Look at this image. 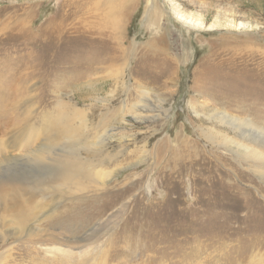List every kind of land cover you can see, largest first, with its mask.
Instances as JSON below:
<instances>
[{"label": "rangeland", "instance_id": "374dc122", "mask_svg": "<svg viewBox=\"0 0 264 264\" xmlns=\"http://www.w3.org/2000/svg\"><path fill=\"white\" fill-rule=\"evenodd\" d=\"M161 1L166 10L172 7L169 0ZM186 1H178L181 12L202 19L205 27L192 30L170 13L172 35L160 42L159 31L145 27V0L132 9L133 2L127 5L130 12L119 35L111 25L104 29L86 8H76L75 3L87 7V0H0V182L12 181L27 196L35 193L30 206L18 199L23 208L32 209L49 196L42 198L37 185L44 188L71 163V139L62 128H77L79 121L49 127L43 116L56 107L55 93L72 91L87 121L75 149L78 158L100 161L114 177L104 189L47 198L51 207L57 205L39 228L78 242L73 252L90 250L91 264H256L259 256L264 264V178L247 173L226 147L254 140L264 149V133L243 123L235 132L230 125L207 120L209 110L198 118L188 107L189 101L202 103L264 126V0ZM47 21L65 25L63 41L43 42ZM100 29L103 35L95 33ZM135 38L134 46L130 42ZM156 51H166L165 56L153 59ZM129 53L137 59L127 64ZM139 87L151 93L153 110L141 112L147 118L140 120L129 110L138 101ZM159 97H166L165 102ZM160 105L166 116L151 117ZM111 128L116 130L102 155L82 150L84 137L96 143ZM207 129L227 135L225 148L217 146L211 133L206 136ZM27 131L32 137L22 141ZM40 145V155H31ZM9 154L18 159L4 160ZM220 155L224 162L216 170ZM123 205L116 224L107 225ZM46 210H36L38 215H30L26 224L34 217L42 220ZM0 220H6L1 211ZM36 234L0 240L2 264H17L27 248H44Z\"/></svg>", "mask_w": 264, "mask_h": 264}, {"label": "bare ground", "instance_id": "6f19581e", "mask_svg": "<svg viewBox=\"0 0 264 264\" xmlns=\"http://www.w3.org/2000/svg\"><path fill=\"white\" fill-rule=\"evenodd\" d=\"M145 1H146V5L143 9L144 10L143 18L145 19V27H147L149 29V31L154 30L155 32H157L156 31V29H157L159 31L157 38L160 42H162L163 39L166 37L165 34L169 35L171 33V30L168 28V25H167L168 20H170V18H169L170 13L174 16V18L177 21L182 23V25L188 26L192 30L199 31L205 27L202 19L193 20V19H190L189 16L184 14V12L183 13L181 12V10L179 9V5H178L179 0H169L170 5L172 7H170V9H167V10H166V7L164 5V2H162L161 0H145ZM132 2H133V4H132L131 9L135 7L134 5L137 6V4H139V0H137V1H135V0H87V3H86L87 7L85 6V4L78 6L79 4L75 3V5H76L77 9L78 8L79 9L80 8H86L88 13L87 12H85V13H87L89 15L91 14L94 17L98 18L100 21H102L104 24V27H103L104 29H105L106 25H111L112 31L115 32V35H117V34L119 35L121 33L122 29L124 28V20H125L126 16L128 15V12H130V9L128 8L127 5L132 3ZM186 2L191 3V4L192 3L197 4V0H187ZM71 4H74V2ZM214 7H216V6H214ZM215 20H216V18H215ZM162 24L164 25V28H162ZM63 25H62V23H56V22L50 23L49 21H47L46 25H45V29H47V36L43 40V42L45 43L48 39H50L49 40L50 42H55V41L61 42V41H63L61 39V36H60V33H62V31L65 27V25L64 26ZM210 26H211L210 28H212L213 25H210ZM17 27H18V24H17ZM49 29H52L51 33H50V31H48ZM82 29H84V28H82ZM21 30L22 29H19V31H21ZM208 31H209V29H208ZM160 32H162V34H160ZM95 33L97 35L98 34L103 35V29L96 31ZM171 35H172V33H171ZM126 36H127V33L122 37V40L126 41ZM151 36H153V35L151 34ZM151 38L153 39L152 41H155V42L158 41L154 37H151ZM130 43L135 46L136 45V38L133 41H131ZM148 43H150V46L149 45L148 46L152 48V42L150 41ZM165 52L166 51H156V53L153 52V54L151 56H154L153 57V59H154L158 55H161V54L164 55ZM130 54L131 53H129L127 58H126L127 64L131 60H133V57L135 59H137V57H135L132 54L130 55ZM151 56H147V57L149 58ZM140 60L143 62L146 61V59H144V58H140ZM145 66H146V64L144 63V65L141 67H145ZM61 91L63 92V90H61ZM70 93H73V92L71 91ZM70 93L66 94V95H61V94L59 95V93H55L56 94L55 95L56 107L54 108V110L52 112H49L47 117L42 115L43 116V122L46 121V125H49V127H53V125L58 127L59 125L63 124V122L64 123H70L71 125H73V123H72L73 119L74 120L77 119L79 121V123L76 124L77 128H71L70 130L68 127L62 128L63 132L68 133V137L71 139L69 141V144H71V154H70L71 163L66 165L63 168L62 172L59 173L58 175H56L51 180V182L48 185H46L44 188L37 185L36 192H44V197H42V198H45V194H48L49 196L47 198L50 201L61 200L63 198L64 193L74 194L76 192H82L85 190H98V189H100L99 187L103 188L104 186H106L107 181L111 177H114V176H112V174L114 172H111L109 170L107 171L103 167L101 168V166H100L101 162L100 161H97L95 163L94 160L90 161V158H87L88 157L87 156L85 159H83L85 161L81 162L82 159L78 158L77 151L79 150V148L81 146V136L84 134V132H82V130L85 128L87 121H85L86 118L84 119V115L80 111V109H78L77 106L75 105V102L73 101ZM150 94L151 93L149 91L145 90L142 87H139V95L137 94V96H136L138 98V101L136 103L132 104V106L130 105V109H129L130 113L133 114L135 119L140 120V118H142V117L147 118V116L143 115L141 112L149 113L151 111L152 106H151V100L149 98ZM165 98L166 97H159V101L161 103H164L166 100ZM188 107L191 109L193 115L195 117H198V118H199V115L201 112H203L205 110H209L210 114L205 116L207 120H210V121L217 120L218 123L222 124V127H224L226 125H230L232 130H234L235 132L237 130H239L240 124L243 123L244 125L247 126L246 128L256 129L258 133H262V132L264 133V126H260V125L255 124V122L251 119L242 120V119H239L237 116H236L237 118L234 116H231V114L226 112L224 109L220 110L217 108L209 107L207 105H203L202 103L200 104V106H195V104H193L191 101L188 102ZM126 108H127V106L123 102L122 109L124 111H128V109H126ZM155 108H157V107H155ZM160 109H162L161 105H160V108L158 109L159 113H156L157 115H153L151 117H155V118L160 117L161 113L165 117L166 116L165 113L167 112V110L162 109V111H161ZM127 113H129V112H127ZM125 114L126 113H123V115L120 116L121 121H123V119L125 118ZM102 118H103V116H102ZM120 118H119V120H120ZM32 125H34V124H32ZM78 127H81V129H79ZM45 129H46V127H45ZM46 130H45V132H46ZM94 130H96V129H94ZM115 130H116L115 128H111L110 130L109 129L105 130L106 133L102 137L98 138V139H102V140L99 142H96V143H90L88 141V136L84 137L82 140V142H84V145H82V150L85 153H87L88 155H90L91 152H92V154L102 155V153L104 152V146H105L107 140L112 138L113 132ZM244 131L247 132L246 129ZM235 132H233V134H236ZM210 133L212 134L213 130L210 129V131H209V129H207L206 130V136H207V134L210 136L211 135ZM212 136H214L215 140L218 142L217 143L218 147L225 148L226 145H224L223 142H226V139L228 138L226 134H224L222 131H214V134H212ZM22 137L23 138H21V139L23 141L24 139H28V138L32 137V135L30 133L28 134V131H27L25 133V135H23ZM248 141L249 142L245 145H242V144L236 142V143H234V145L232 147L226 146L228 148L227 151H229L230 153H234L235 156L240 158V160H241L240 163H243V164H240V166H243L244 169L246 171H248L247 173L251 172V173L257 174L260 177L264 178V149L262 148L261 145L257 144L258 142L256 143V142H254V140L253 141L248 140ZM251 143H252V145H250ZM42 149H43V147L40 145V148L38 147L37 150L34 149V153L31 155H33V156L40 155L37 153L39 151H41ZM75 149L77 151H75ZM112 157H114V156H112ZM112 157H110V158H112ZM20 158H23V157H20ZM10 159H18V157H16L15 155L9 154L7 157H5L4 160H10ZM223 162H224V158L222 155L217 156L215 158V165L214 166H215L216 170L218 167L220 168V166ZM97 167H100V170H97ZM106 169H107V167H106ZM221 170H223V169H221ZM0 183H2V184H0V199L1 200H2V197H5L6 191L11 192L10 194L7 195L6 202L0 204L1 214L4 213L5 219H6V220H0V240L4 243L10 237L12 239L14 238V239L19 240V239H22L21 237L23 234H26L27 236H31L34 233H37L36 234L37 236H35V237H38V242L40 243V245L42 247H44L42 249L32 248V247L27 248L26 251L18 257V263L16 262L17 264H24V263H29V264H91V263L95 262L93 259H90V257H91V254H90L91 251L90 250L83 249L81 251L73 252L74 249H73L72 245H76L77 247L75 248V250H77L79 248V246H78L79 244H78V242H75L74 240H72L67 235L66 236L63 235V232H61L62 234H59L60 232L59 233L57 232L58 234H56L54 232L53 233L49 232L51 229L48 231V230H45L43 228H39L40 224H42L43 222H47L50 218L53 217L54 211H55V208L57 205L55 202L53 204H56V205L51 207V204L46 203V200H48L46 198V199H44L43 202L37 203V205L32 209L31 208H23L22 204L21 205L17 204V202H19L18 199L19 200L22 199L25 204L30 206V205L34 204L33 198L36 197L35 193L32 191L31 192L32 195L30 194L27 196L25 194L26 191H24L23 188L16 187L15 185H13L14 183H12V181L11 182L1 181ZM53 185H55V186H53ZM44 206L48 210H46L44 212L42 220H40L37 217L36 218L34 217L31 220H29V223H31V225H27L26 220L29 218V216L30 215H38L36 210H42L43 211ZM123 208H124V205L121 206L119 209H117L115 211V213L109 217L107 225L108 224L110 225L111 223L112 224L114 223V225L116 224V221L119 219V216L123 212ZM100 221H102V220H100ZM106 222H107V220H106ZM99 224H100V222H99ZM109 229L110 228L105 229L104 232H102L103 234H101V237L103 235L108 234ZM86 237H88V236H86ZM87 239L89 240V238H87ZM94 240H96V239H94ZM31 241H32V239H31ZM87 245H88V243H87ZM86 247H88V246H86ZM7 251H11V250L7 249ZM100 252L104 253V254L106 253V251L104 249H101ZM256 253H259V251H256ZM259 257L256 260V264H262L263 259L259 258ZM3 258L4 257L2 256V253H1L0 254V264L3 263L2 262ZM10 264H15V263H14V261H12ZM250 264H255V263L250 262Z\"/></svg>", "mask_w": 264, "mask_h": 264}]
</instances>
